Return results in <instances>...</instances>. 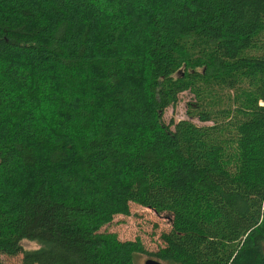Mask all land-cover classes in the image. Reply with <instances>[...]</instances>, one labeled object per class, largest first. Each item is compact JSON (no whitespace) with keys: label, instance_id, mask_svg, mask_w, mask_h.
I'll return each mask as SVG.
<instances>
[{"label":"trees","instance_id":"16d2710c","mask_svg":"<svg viewBox=\"0 0 264 264\" xmlns=\"http://www.w3.org/2000/svg\"><path fill=\"white\" fill-rule=\"evenodd\" d=\"M131 202L173 213L157 250L102 229ZM20 252L264 264V0H0V264Z\"/></svg>","mask_w":264,"mask_h":264},{"label":"rangeland","instance_id":"374dc122","mask_svg":"<svg viewBox=\"0 0 264 264\" xmlns=\"http://www.w3.org/2000/svg\"><path fill=\"white\" fill-rule=\"evenodd\" d=\"M193 98L191 91L186 90L180 94V100L176 105L169 106L164 114L166 121L171 118L179 120L181 118H188L187 111L188 102ZM196 122L200 120L195 117ZM173 213L170 211H158L150 206L142 205L137 202L130 203V213H118L114 219L105 224L102 229H108L118 233L121 239H135L136 237L142 239L145 247L154 251L164 245L162 233L169 231L172 227ZM25 248L36 247L37 243L32 240L24 239L22 241ZM2 260L5 264H24V253L20 252L16 255L1 254ZM151 256L147 253H142L138 257L139 264H145V260ZM164 262V261H163ZM166 263V262H165Z\"/></svg>","mask_w":264,"mask_h":264},{"label":"water","instance_id":"95a60500","mask_svg":"<svg viewBox=\"0 0 264 264\" xmlns=\"http://www.w3.org/2000/svg\"><path fill=\"white\" fill-rule=\"evenodd\" d=\"M145 264H166V263L163 262L162 260H160L159 258H156V257H148L145 260Z\"/></svg>","mask_w":264,"mask_h":264}]
</instances>
